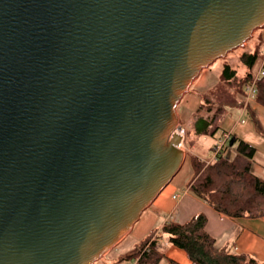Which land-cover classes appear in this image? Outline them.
<instances>
[{
    "label": "water",
    "instance_id": "95a60500",
    "mask_svg": "<svg viewBox=\"0 0 264 264\" xmlns=\"http://www.w3.org/2000/svg\"><path fill=\"white\" fill-rule=\"evenodd\" d=\"M264 0H0V264H95L180 172L177 106Z\"/></svg>",
    "mask_w": 264,
    "mask_h": 264
},
{
    "label": "trees",
    "instance_id": "16d2710c",
    "mask_svg": "<svg viewBox=\"0 0 264 264\" xmlns=\"http://www.w3.org/2000/svg\"><path fill=\"white\" fill-rule=\"evenodd\" d=\"M257 57V53H245L242 59L252 67ZM252 76L251 72L239 76L235 69L225 65L218 81L199 93L200 105L184 124L190 148H194V137H216L224 119L233 110H242L244 87ZM255 101L264 107V77L257 84ZM246 113L256 130L264 136L256 114L250 108ZM227 151L225 146L216 160L207 166L200 157L190 154L191 193L227 217L264 218V180L253 172L256 148L236 138L233 156L229 157ZM206 223V216L199 213L184 224L166 223L162 234L168 237L172 246L186 252L190 264H260L249 254L220 248L216 239L206 231ZM155 233L144 239L138 251L130 256L136 258V264H161L166 259ZM169 264L176 263L169 261Z\"/></svg>",
    "mask_w": 264,
    "mask_h": 264
},
{
    "label": "crops",
    "instance_id": "0c3cea01",
    "mask_svg": "<svg viewBox=\"0 0 264 264\" xmlns=\"http://www.w3.org/2000/svg\"><path fill=\"white\" fill-rule=\"evenodd\" d=\"M262 30H264V27ZM259 38H261V36ZM249 53L252 54L254 52ZM263 66L264 57L257 70L251 73L253 75L256 74ZM199 105L200 99L199 101L197 100L196 104H192L185 108V115H187V117L190 116L197 110ZM248 108L256 114L264 131V107L256 101H253ZM242 113V110H233L230 114L231 116L228 115L222 122L221 132L228 133L230 136L229 139L235 134L238 139L244 140L256 148L257 154L253 165V172L264 180V136L256 130L252 120L247 116L246 111ZM233 114H235V118L232 117L234 116ZM240 117H243L244 122H240ZM206 138L209 137L198 138L199 140L196 141L197 143L195 142L194 147L197 151L203 150V142H205ZM217 140L214 142L213 147L217 143ZM198 142L200 143L198 144ZM184 165L185 161L181 170ZM180 172L158 195L155 201L142 213L128 235H126L102 259L104 261L107 260V257L111 253L127 243L130 250L118 254L116 262L118 260H129L130 264H136V258L130 256L138 251L140 243L149 235L160 230L162 231V227L166 223L174 222L184 224L195 215L202 213L207 218L206 231L216 239V243L220 248L230 249L238 254H249L255 257L260 264H264V218L243 217L233 219L219 213L207 202L198 199L191 193L190 185L192 176L185 175L181 177V179H177ZM158 238V245L163 248L166 253V259H164L161 264H169V261L176 264H190L186 252L172 246L166 235L161 232V236Z\"/></svg>",
    "mask_w": 264,
    "mask_h": 264
},
{
    "label": "rangeland",
    "instance_id": "374dc122",
    "mask_svg": "<svg viewBox=\"0 0 264 264\" xmlns=\"http://www.w3.org/2000/svg\"><path fill=\"white\" fill-rule=\"evenodd\" d=\"M260 36L261 38H259ZM249 52H254L258 54V57L252 67H249L248 64L242 59L243 55ZM263 57H264V30L259 29L255 31L253 37L246 43V46L238 48L230 52L225 58L217 60L209 68L203 70L200 76L191 85L189 92L186 95H184V97L181 99L180 103L177 106V112L179 113V117H180V125L184 128L185 132H186L187 126H185L184 124H186L187 120H189L191 116L190 115L187 117V115H185L186 113L185 108L191 106L192 104H196L197 100L199 101L200 99L199 93H201L202 91H205L211 84L218 81L225 65H229L233 69H235L239 76H244L246 72H254L255 70H257V68L261 64ZM242 99H243V104H244V98ZM233 115L234 116L232 117L235 118L236 117L235 114ZM219 134H221V131L218 132L216 137L206 138L205 142H203L204 144H203L202 151H197L195 147L190 148V142H188L187 139L185 138L181 146V148L185 149V154H186L185 165L183 169L181 170L180 175L178 176L177 179H181V177L185 175L192 176L191 175L192 169H191V163H190V154H194L200 157V160L202 163H204V161L207 162L211 159V152H212L211 147L213 148V144L218 139ZM223 134H225V132L222 133L219 139L223 137ZM198 138H199L198 136L194 137V141L195 142L198 141L200 139ZM236 138L237 136L233 134L231 139H229V141L227 142V147H228L227 155L229 157H232L234 154L233 147L235 145ZM199 143L200 142H198V144ZM205 166L207 165L205 164ZM161 232H162L161 230L157 231L154 236L160 237ZM127 250H130V249L128 248L127 243H125L115 252L111 253L107 257V260L104 261L103 259H101L97 261L95 264H130L129 260H125V261L118 260L116 262L117 255L122 252H126Z\"/></svg>",
    "mask_w": 264,
    "mask_h": 264
},
{
    "label": "built area",
    "instance_id": "2783aa9c",
    "mask_svg": "<svg viewBox=\"0 0 264 264\" xmlns=\"http://www.w3.org/2000/svg\"><path fill=\"white\" fill-rule=\"evenodd\" d=\"M264 77V67H261V69L254 74L251 79L248 81V83L245 84L244 87V104L242 108V112L244 113L251 102L255 101L257 96V84L261 80V78ZM242 113V114H243ZM243 116V115H242ZM240 122H244L243 117H240ZM183 127L177 130V132H181ZM185 131V130H184ZM230 136L228 133L223 134V137L218 140V142L215 144V146L212 148L211 152V159L209 161H204L206 165H209L210 163L214 162L217 158V156L224 150ZM176 198V197H174Z\"/></svg>",
    "mask_w": 264,
    "mask_h": 264
}]
</instances>
